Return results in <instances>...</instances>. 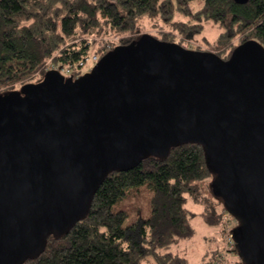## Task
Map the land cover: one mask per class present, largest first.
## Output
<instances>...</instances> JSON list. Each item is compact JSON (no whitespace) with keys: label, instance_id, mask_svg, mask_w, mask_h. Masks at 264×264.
I'll use <instances>...</instances> for the list:
<instances>
[{"label":"water","instance_id":"1","mask_svg":"<svg viewBox=\"0 0 264 264\" xmlns=\"http://www.w3.org/2000/svg\"><path fill=\"white\" fill-rule=\"evenodd\" d=\"M185 142L204 149L243 264H264V45L224 59L151 33L77 78L52 69L0 93V264L39 256L86 217L111 170Z\"/></svg>","mask_w":264,"mask_h":264},{"label":"trees","instance_id":"2","mask_svg":"<svg viewBox=\"0 0 264 264\" xmlns=\"http://www.w3.org/2000/svg\"><path fill=\"white\" fill-rule=\"evenodd\" d=\"M195 1L202 4L195 8ZM210 21L220 27L212 47L224 59L248 40L264 45V0H0V93L39 82L52 70L48 64L71 69L77 78L86 57L100 59L129 44L147 33L144 26L156 28V38L188 48L175 35L195 37ZM112 33L131 36L116 42ZM210 177L204 149L193 142L111 170L95 189L87 216L62 235H48L44 251L22 264H188L163 249L193 234L194 212L185 202L188 195L200 201ZM144 191L151 194L146 214L139 205ZM214 206L201 214L209 224L222 220ZM232 251L238 253L236 246Z\"/></svg>","mask_w":264,"mask_h":264},{"label":"rangeland","instance_id":"3","mask_svg":"<svg viewBox=\"0 0 264 264\" xmlns=\"http://www.w3.org/2000/svg\"><path fill=\"white\" fill-rule=\"evenodd\" d=\"M201 4L202 1H195L192 3V6L197 8ZM143 31L147 33L159 34L156 28L152 29L150 26H144ZM219 31L220 27L213 21H210L205 22L203 32L196 34L195 37L191 36L189 38H183L177 34L175 37L180 40V42L187 44L188 48L214 51L219 53V49L212 47L213 42L217 39ZM110 36L112 37L109 39L118 42L120 39L129 38L131 34L126 33L119 35L112 33ZM235 42H237V39ZM49 62L52 63L51 60H49ZM89 66L90 64L88 63L86 66H82V74L87 71ZM64 72L66 74L68 73L67 70ZM68 75L70 76V73ZM41 77V79H43L44 75ZM41 79L39 81H41ZM21 87V83H18L15 85V87H13L12 90L21 89ZM207 181H210L211 185L209 186V184L205 182L206 184L202 189V198L200 201H197L191 195H188L185 202V207L189 211L194 212V215H192L190 218V222L194 228L193 234L187 238L179 239L169 248L163 249V251H169L184 256L188 260V264H212L217 261L218 257L222 258L221 264H241V257L237 252L232 251L234 246L232 247L231 245H228V241L224 235L225 230L228 228H233L238 224L236 218L232 217L224 221L222 217L221 222L209 224L205 221L203 215H201L206 210V207L211 205H215L214 207L219 213L225 214V211H222L223 201L213 195V178L210 177ZM150 197L151 194L147 191H144L143 198L139 202V205L142 207V209H144V214L147 212V207L149 204L148 199Z\"/></svg>","mask_w":264,"mask_h":264},{"label":"built area","instance_id":"4","mask_svg":"<svg viewBox=\"0 0 264 264\" xmlns=\"http://www.w3.org/2000/svg\"><path fill=\"white\" fill-rule=\"evenodd\" d=\"M98 61H99V57H98L97 54H90L88 57H86V59L80 63L82 66L83 65L86 66L87 63L90 64L89 68L84 73L90 71L93 68V66ZM47 68L48 69H53L54 67L48 64ZM65 70L68 71L67 74L64 72ZM65 70H62L61 72L63 74H65L66 76H69L68 75L69 73H70V76L72 75V70L71 69H65ZM222 217H223V220L226 221L229 218H232L233 216L228 211H225V214H223ZM233 228H228L227 230L224 231V235H225V237H226V239L228 241V245H231L232 247L235 246V242H234V239H233V236H232V229ZM221 260H222V258L218 257L217 261L212 263V264H221Z\"/></svg>","mask_w":264,"mask_h":264}]
</instances>
